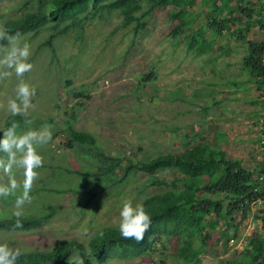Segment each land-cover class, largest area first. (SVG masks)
I'll use <instances>...</instances> for the list:
<instances>
[{"label": "rangeland", "instance_id": "374dc122", "mask_svg": "<svg viewBox=\"0 0 264 264\" xmlns=\"http://www.w3.org/2000/svg\"><path fill=\"white\" fill-rule=\"evenodd\" d=\"M21 1L0 0V27L7 19L16 17L14 11ZM242 1L243 5L255 8L259 3ZM195 10L200 23L210 7L200 0ZM150 24L151 31L135 39L129 28L121 27L118 16L108 22L90 23L82 41L76 42L73 36L55 41L57 60H52L49 50L38 48L45 41L46 32L34 40L23 37L31 45L29 62L33 65L23 79L35 88L36 94L32 98L35 108L26 115L30 120L19 122L17 131L47 126L52 133V139L38 149L43 166L38 169L39 177L30 193L33 199L25 206L24 214L38 216L52 205L64 206L38 228L0 232V242L22 251H47L59 241L87 240L101 228L119 223L120 207L125 200L141 202L155 192L140 190L146 180L140 176L96 196L88 206L83 197L74 193L45 192V183H51V187L59 184L61 177L55 176L57 167L80 169V163L88 165L77 152L66 150L63 135L54 136L55 128L64 127L65 120L73 114L77 115L73 122L76 129L92 133L99 146L114 156L151 159L205 144L225 150L248 170L262 168L264 155L259 138L263 110L260 104L253 103L259 99V93L250 73L242 68L248 55L247 43L228 37L217 44L218 48L228 49L226 55L217 50L197 59L187 52L185 45H176L170 38L171 23L163 11L156 13ZM248 39L264 41V30L254 27ZM18 83L14 76L0 79V131L11 116L7 101L15 98ZM81 92L90 98H81V94L76 98ZM14 173L18 183L22 182L23 170ZM6 182L7 176L0 170V183ZM80 182L75 177L64 186L76 188ZM21 191L0 199V219L12 217L9 210L2 209L10 203L12 211L15 196ZM256 212L254 208L253 213ZM239 233V240L224 238L217 249L201 257L200 264H217L233 250H242L253 235L262 234L261 224L249 218L240 224ZM105 264L187 263L175 258L166 243H161L150 256L129 262L113 259Z\"/></svg>", "mask_w": 264, "mask_h": 264}, {"label": "trees", "instance_id": "16d2710c", "mask_svg": "<svg viewBox=\"0 0 264 264\" xmlns=\"http://www.w3.org/2000/svg\"><path fill=\"white\" fill-rule=\"evenodd\" d=\"M199 1L22 0L14 11L16 17L7 19L3 27L28 40L46 32V39L38 48L49 50L52 60H57L55 41L69 36L76 42L82 41L90 23L108 22L118 16L121 27L129 28L136 39L151 31L150 21L160 11L171 23L170 38L176 45H185L187 52L197 59L217 50L226 55L228 49L217 47L220 40L228 37L244 40L248 55L242 68L250 73L259 93V99L253 103L260 104L263 110L261 144L264 139V41L248 39V35L254 27L264 30V0H257V8L243 5L242 0H204L210 11L200 23L195 13ZM6 44L0 41V45ZM80 94L81 98H90L82 92L76 94V98ZM13 120L19 123L30 118L10 116L5 129ZM76 120L77 115H71L64 127L55 128L54 136L63 135L66 150L77 152L88 165L79 162L80 169L57 167L55 176L61 177L59 184L56 183L58 186L45 183L44 191L57 195L74 193L83 197L88 206L96 196L131 177H145L140 190H155L140 202L151 216V225L139 241L122 237L118 223L101 228L87 240L70 238L55 243L47 251H23L17 264H71L77 257L100 264L113 259L129 262L150 256L161 243H166L175 258L187 264H200L201 257L217 249L224 238L239 240L240 224L252 217L260 222L262 234L253 235L242 250H233L217 264H264V181L260 179L264 162L262 168L248 170L225 150H215L205 144L191 145L180 152L151 159L114 156L99 146L92 133L76 129L73 123ZM55 121L53 125L56 126ZM75 177L80 179V184L76 188H66L64 183L69 184ZM63 206L60 203L52 205L38 216L23 214L20 229L14 228L13 216L0 219V232L38 228ZM254 208L256 213H253ZM5 210L12 212L10 203L2 212ZM217 233L219 236L215 235Z\"/></svg>", "mask_w": 264, "mask_h": 264}, {"label": "clouds", "instance_id": "9594fccd", "mask_svg": "<svg viewBox=\"0 0 264 264\" xmlns=\"http://www.w3.org/2000/svg\"><path fill=\"white\" fill-rule=\"evenodd\" d=\"M0 41H7V46L0 45V79L15 77L19 81L16 86L15 98L7 101V111L11 116H26L29 109L35 108L32 98L35 88L26 83L24 74L32 70L29 62L31 45L24 40L20 33H9L0 27ZM18 123L13 120L9 126L0 131V170L7 176L6 183H0V199L8 198L22 189L15 196L11 215L15 218L14 228L23 227L21 217L26 205L31 204L30 195L33 182L38 179L43 166V156L39 152L42 145L52 139V133L47 126L41 129H29L18 132ZM23 170L22 182L17 181L14 170ZM151 216L143 203L125 200L119 211V232L124 238L141 240L151 225ZM22 249L14 247L7 242H0V264H17L23 255ZM71 258H69L70 260ZM75 264H83L81 257H77Z\"/></svg>", "mask_w": 264, "mask_h": 264}, {"label": "built area", "instance_id": "2783aa9c", "mask_svg": "<svg viewBox=\"0 0 264 264\" xmlns=\"http://www.w3.org/2000/svg\"><path fill=\"white\" fill-rule=\"evenodd\" d=\"M260 145H261V149H262V152H263V155H264V139L261 141ZM260 179L262 181H264V169H263L262 173L260 174Z\"/></svg>", "mask_w": 264, "mask_h": 264}]
</instances>
